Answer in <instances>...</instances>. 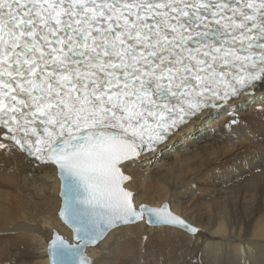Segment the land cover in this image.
Wrapping results in <instances>:
<instances>
[{"label": "snow or ice", "instance_id": "1", "mask_svg": "<svg viewBox=\"0 0 264 264\" xmlns=\"http://www.w3.org/2000/svg\"><path fill=\"white\" fill-rule=\"evenodd\" d=\"M261 85L264 0H0V149L58 166L79 241L57 236L52 264H91L85 246L135 222L195 234L136 205L120 165Z\"/></svg>", "mask_w": 264, "mask_h": 264}, {"label": "bare ground", "instance_id": "2", "mask_svg": "<svg viewBox=\"0 0 264 264\" xmlns=\"http://www.w3.org/2000/svg\"><path fill=\"white\" fill-rule=\"evenodd\" d=\"M233 101L237 103L233 112L221 111L203 121L198 116L155 152L122 164L129 175L125 187L134 193L136 205L168 202L198 231L188 234L166 226L146 227L142 222L112 229L95 246L86 248L91 264H264V163L245 165L247 172L244 167L231 172L236 184L231 175L221 180L229 163L244 150L236 146L241 139L231 143L233 139L222 127L212 136L198 134L210 129L208 123L213 120L217 124L234 116L252 122L264 116V85L253 97ZM245 101L250 105L243 110ZM254 105L261 107L258 115L246 114ZM259 137L249 152L254 159L264 157V128ZM212 177L215 182L209 190L214 194L209 191V198L204 196L202 201V196L194 194L197 180ZM215 183L224 186L214 189ZM57 192L52 166L35 164L15 147L0 149V240L10 241L1 260L10 254L17 264H47L45 242L51 229L70 236L56 217ZM164 240L173 243L167 246L165 259L159 260L153 248Z\"/></svg>", "mask_w": 264, "mask_h": 264}, {"label": "rangeland", "instance_id": "3", "mask_svg": "<svg viewBox=\"0 0 264 264\" xmlns=\"http://www.w3.org/2000/svg\"><path fill=\"white\" fill-rule=\"evenodd\" d=\"M248 102H244V104H245V106L247 107V105H248V107H249V105L250 104H247ZM249 115H251V114H249ZM252 115H258V112H257V114H252ZM225 134H228V133H225ZM230 135V134H229ZM218 177H220V175L219 174H216ZM231 176H230V179H232L233 180V183L234 184H236L237 182H236V179L233 177V176H235V174H230ZM204 178H206V176H204ZM230 179H227L226 181L229 183L230 182ZM205 183V181H200V180H197V183L199 184V185H202V184H204ZM214 177H212V178H210V183L208 184V185H206L204 188L203 187H200V186H197V185H195L196 187H195V192H194V194H197V196L196 197H201L202 196V201H203V199H204V196H206L207 194H208V192L209 191H211V194L210 195H212V194H214V191H212V189L211 190H209V187H210V184L211 185H213L214 184ZM216 185H217V187H221V186H224V184L223 183H215ZM198 191V192H197ZM218 195H221L220 193L218 194ZM206 198L208 199L209 198V196H206ZM182 201H184V200H182ZM187 211H188V209H187ZM251 262L253 263V259L251 260ZM0 264H17L11 257H10V254H8L3 260H1L0 261Z\"/></svg>", "mask_w": 264, "mask_h": 264}, {"label": "flooded vegetation", "instance_id": "4", "mask_svg": "<svg viewBox=\"0 0 264 264\" xmlns=\"http://www.w3.org/2000/svg\"><path fill=\"white\" fill-rule=\"evenodd\" d=\"M63 235V234H62ZM64 236V235H63ZM65 237V236H64Z\"/></svg>", "mask_w": 264, "mask_h": 264}, {"label": "water", "instance_id": "5", "mask_svg": "<svg viewBox=\"0 0 264 264\" xmlns=\"http://www.w3.org/2000/svg\"><path fill=\"white\" fill-rule=\"evenodd\" d=\"M55 234H56V232H55Z\"/></svg>", "mask_w": 264, "mask_h": 264}]
</instances>
